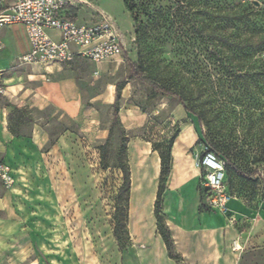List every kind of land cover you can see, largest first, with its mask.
Listing matches in <instances>:
<instances>
[{"label": "rangeland", "instance_id": "1", "mask_svg": "<svg viewBox=\"0 0 264 264\" xmlns=\"http://www.w3.org/2000/svg\"><path fill=\"white\" fill-rule=\"evenodd\" d=\"M179 1L183 0H134L140 13L134 24L121 0H72L74 7L68 13L78 20L74 16L71 20L92 25L105 16L112 21L122 53L106 64L104 72L101 64L97 69L86 59L78 60L88 82L82 90L84 112L78 118L52 116V107L41 113L27 104L18 105L11 114L14 136L30 137L33 125L39 128L34 138L20 139L14 152L2 157L13 182L6 186L0 181V197L5 199L0 203V226L17 238V251L4 264H161L164 256L157 247L154 196L160 172L158 151L170 142L164 216L178 220L180 208L185 223L198 227L203 223L200 211H211L203 204L200 172L193 167L195 154L206 147L226 162L224 185L231 197L233 219L222 218L240 238L241 249L232 252L238 254L237 264H264V143L260 134L246 124L209 134L176 99L155 94L132 77L126 61L140 66L142 75L171 78L186 63L190 69L196 56L202 60L210 52L205 36L209 26L220 21L212 20V15L240 13L253 1L262 8L264 0H186L190 3L187 10ZM191 24L206 29L202 35L192 34ZM106 82L118 86L113 100H92ZM64 128L75 139L70 151L62 154L55 149V141ZM228 136H236L232 145ZM227 161L248 177L236 175ZM123 163L129 167L131 183L129 240L120 251L113 236V216ZM206 221L213 222V218ZM228 246L233 249L231 240Z\"/></svg>", "mask_w": 264, "mask_h": 264}, {"label": "trees", "instance_id": "2", "mask_svg": "<svg viewBox=\"0 0 264 264\" xmlns=\"http://www.w3.org/2000/svg\"><path fill=\"white\" fill-rule=\"evenodd\" d=\"M121 1L135 24L140 14L136 3L134 0ZM185 1L179 3L187 10L190 3ZM155 14L152 17L154 22H156ZM211 19L220 20L219 24L209 26L208 36H205L211 50L202 60L196 56L190 69L186 63L184 70L175 72L171 78L161 79L154 77L152 73L142 75L144 70L139 69L140 66L126 60L130 74L149 87L153 93L176 99L186 112L196 117L209 134L215 136L227 127L235 129L246 124L248 129L260 134V141L264 143V7L260 8L251 3L240 13L212 15ZM189 29H192V34L202 35L206 28L191 24ZM188 42H191V38ZM117 88L118 86H115L116 91ZM226 98L229 100L226 101ZM15 110L16 108L13 111ZM11 114H9V130L12 133ZM228 137L232 145L236 136ZM175 138L176 136L173 140ZM172 146L173 142H170L164 151H158L160 172L155 193L154 217L167 257L176 264H181L182 258L174 250L173 238L162 212V196L170 174ZM220 146L217 143L215 147ZM227 167H231L241 178L248 177L228 161ZM119 170L122 174V184L115 200L113 236L119 250L122 251L129 240L127 219L131 182L128 165L120 164ZM224 170L226 178V162ZM252 175L254 173L249 177Z\"/></svg>", "mask_w": 264, "mask_h": 264}, {"label": "crops", "instance_id": "3", "mask_svg": "<svg viewBox=\"0 0 264 264\" xmlns=\"http://www.w3.org/2000/svg\"><path fill=\"white\" fill-rule=\"evenodd\" d=\"M72 16L78 20L76 15ZM0 40L3 44L0 50V78L5 85V92L0 95V158L3 160L14 152L20 139H32L38 133L36 129L39 127L36 124L33 125L30 137L14 136L10 132L9 114L14 108L20 104H27L42 113L52 107V116H67L74 120L84 112L82 90L83 86H88V82L80 69L78 61L80 58L62 65H18V57L29 51L28 39L22 26L15 25L3 29L0 31ZM89 63L99 69L100 64ZM108 63L110 62L101 64L103 72ZM22 68L23 70H20ZM4 74L7 76L4 77ZM93 75L97 76L98 71H95ZM114 92L115 84L106 82L100 95L91 99H103L110 103ZM43 135L44 133L41 138H44ZM72 139H75V134L64 128L55 141V149L62 154L67 153L70 151L69 144ZM4 200L0 197V203H4ZM162 212L164 214L163 206ZM177 212L178 220L170 214L164 216V219L173 238L174 250L182 258L181 264L238 263V254L232 253L234 250H230L228 246V242L230 240L233 242L238 234L235 233L231 223L227 224L223 221L221 214H214V211H200L199 219L203 223L200 221V225L195 227L193 222L185 223V216L180 208ZM206 218H213V222H204ZM158 239V251L164 256L161 264H176L167 257L165 246L159 235ZM16 251L17 238L13 237L12 232H5V229L0 226V264L10 261ZM139 264L143 263L139 262Z\"/></svg>", "mask_w": 264, "mask_h": 264}, {"label": "built area", "instance_id": "4", "mask_svg": "<svg viewBox=\"0 0 264 264\" xmlns=\"http://www.w3.org/2000/svg\"><path fill=\"white\" fill-rule=\"evenodd\" d=\"M72 0H0V31L22 26L29 51L18 57V65H62L75 58L92 63L116 61L122 53V42L112 21L101 17L92 25L80 24L68 13ZM3 44L0 40V50ZM0 78V95L5 92ZM194 167L200 172V187L204 190V206L227 218L231 217V197L225 190L224 163L202 146L194 156ZM0 181L9 186L13 177L0 158ZM240 250L239 240L232 242Z\"/></svg>", "mask_w": 264, "mask_h": 264}, {"label": "water", "instance_id": "5", "mask_svg": "<svg viewBox=\"0 0 264 264\" xmlns=\"http://www.w3.org/2000/svg\"><path fill=\"white\" fill-rule=\"evenodd\" d=\"M253 4H254L255 6H259V3L256 2V1H253Z\"/></svg>", "mask_w": 264, "mask_h": 264}, {"label": "bare ground", "instance_id": "6", "mask_svg": "<svg viewBox=\"0 0 264 264\" xmlns=\"http://www.w3.org/2000/svg\"><path fill=\"white\" fill-rule=\"evenodd\" d=\"M195 164V163H194Z\"/></svg>", "mask_w": 264, "mask_h": 264}]
</instances>
